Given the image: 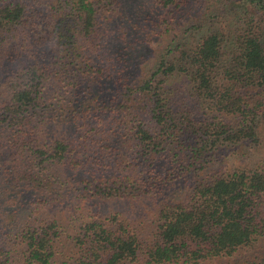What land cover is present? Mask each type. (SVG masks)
<instances>
[{"label":"trees","instance_id":"trees-1","mask_svg":"<svg viewBox=\"0 0 264 264\" xmlns=\"http://www.w3.org/2000/svg\"><path fill=\"white\" fill-rule=\"evenodd\" d=\"M213 1L215 16L192 27L203 31L196 44L122 85L103 51L128 35L117 40L109 24L126 16L123 0H0V50L15 42L30 54L0 96V264H264V163L213 170L220 149L260 143L264 0ZM35 38L44 43L28 49ZM59 69L75 74L67 88L110 81L142 107L130 121L122 106L105 118L95 108L105 90L95 91L76 99L80 110L68 102L79 123L61 129ZM180 178L192 182L186 195L165 199L146 227L84 207L158 195Z\"/></svg>","mask_w":264,"mask_h":264},{"label":"rangeland","instance_id":"rangeland-1","mask_svg":"<svg viewBox=\"0 0 264 264\" xmlns=\"http://www.w3.org/2000/svg\"><path fill=\"white\" fill-rule=\"evenodd\" d=\"M180 5V6H178ZM123 6L126 8V16L123 15L120 19L116 21H111L109 24L112 28L118 31V34L114 36L117 40L120 37L125 36V32L128 35L124 37L120 42H116L117 46L113 47L114 40L112 39V47L110 52L105 49L103 52H108L109 54L103 59V61L111 58L113 55V60L115 61L114 70L108 75V77L113 76L112 81H118L123 85L124 81H130V79L137 80L139 78L145 77V75L152 71L162 60V58L167 57L172 59L173 55H179L182 48L188 44H196L199 41V33L203 35V31L197 32L193 31L192 27L199 25L204 21L205 17L215 16L217 11V4L213 0H180L177 5H173L169 10L164 9L161 5L156 4V0H123ZM258 15H264L259 12ZM261 27L264 29V17H258ZM108 24V21L103 22L102 27ZM128 28L127 31L121 33L122 26ZM209 26V25H207ZM136 42L138 44L136 45ZM28 49L44 43L43 39L40 42L35 40L30 41ZM44 48V47H43ZM42 48V49H43ZM30 56L28 50H25ZM51 52L52 50L49 49ZM63 51V47H62ZM22 50L20 45L17 43H12L10 46L6 47L5 50H0V96L4 91H6V84L9 79L7 73L13 75L12 67L15 62L27 60V54ZM64 52V51H63ZM52 52L51 54H53ZM58 54V51L56 52ZM62 55V54H61ZM107 64V62H106ZM128 68V71L124 68ZM125 70V72H124ZM56 74L58 79V85L56 89L59 91L60 95H63L66 100L56 101L54 107L51 110H56L54 116L57 115L58 120H62V123H58V127L70 129L73 123H79L76 119H73V112L69 107V103L74 102L71 106L72 110L76 107L80 110L76 104V99L79 102H83L84 99H92L95 96V91H100L102 93V99L104 104L99 107L95 105L96 109L99 110V115H103L105 118L109 116H117L118 112H121V106L125 109L126 114L123 119L130 121L127 112L132 108H141V100L125 99L124 97H115V92H125L119 85H113L112 90H106L113 83L110 81H103L104 86L97 85L95 91L88 93L87 90L83 88L80 92L78 90H73L72 88H67L66 84L63 82H68L66 78L68 76H74L75 74L66 73L65 70H57ZM127 75V76H126ZM107 78V77H106ZM55 79V80H57ZM121 79V80H120ZM73 80V79H71ZM69 80V81H71ZM87 86V82L84 83ZM56 91V90H54ZM117 92V93H118ZM121 95V94H120ZM69 102V103H68ZM131 102V103H130ZM260 143L259 145L246 143L244 145L232 147V148H222L219 153H217L216 166L213 168L218 173L232 172L234 169L241 166H254L258 162L264 163V121L261 122L259 129ZM190 177V176H188ZM192 182L189 178L179 179L170 185L167 189L162 190L161 194L152 195L147 198L139 199H94L87 205H83L87 209L95 214H111L115 212L127 213L129 217L135 220V222L141 227H146L143 223L153 222L155 212L161 205V203L171 197H184L191 187ZM71 207L69 208H59L57 209V216L65 220L68 218ZM252 251H244L243 254H250ZM212 264H222V263H212Z\"/></svg>","mask_w":264,"mask_h":264}]
</instances>
